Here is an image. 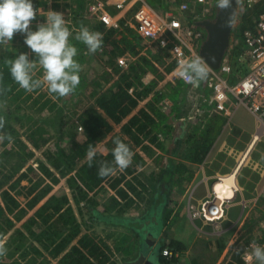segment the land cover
<instances>
[{
    "label": "rangeland",
    "instance_id": "1",
    "mask_svg": "<svg viewBox=\"0 0 264 264\" xmlns=\"http://www.w3.org/2000/svg\"><path fill=\"white\" fill-rule=\"evenodd\" d=\"M41 2L43 5L40 6L33 4L37 11V16L30 25L33 30L44 22L48 10H53L64 15L73 36L83 25L102 33L103 44L99 51L90 54L85 45L72 40L78 48L76 59L82 65L80 84L74 93L54 98L46 87L29 93L14 82L15 88H12L13 91L11 89L8 99L0 102V115L7 116L13 128L9 135L0 131V137H5L0 139V247L5 249V253L0 255V264H65L62 262L63 255L71 246H80L81 238L86 237L99 248L96 256L89 257L86 264L133 263L139 250L146 254L156 253L163 239L167 242L180 240L187 245V249L180 255L179 264H256L248 257L250 245H262L264 242V232L261 229L264 217V138L255 142L250 150L256 136L254 117L243 106L238 108L236 102L229 105V113L216 111L211 101V87L206 88L207 95H203L205 98L201 99L199 93L202 91L196 87L188 89L189 86L183 84L157 45L145 44L142 40L137 42L134 32H125L121 23H124L125 18L130 19L131 14L126 11L121 16L122 10L118 9V5L125 0ZM148 2L155 7L156 2ZM102 10H106L113 18L120 19L119 29L100 25L99 12ZM251 22V18L248 19L237 11L229 52L221 72L223 78L230 82L236 81L240 73L239 70L235 71L237 66L234 48L240 44L236 37ZM16 36L20 40L0 44V48L4 52L9 49L25 52L30 60H34L35 55L23 43V35L18 33ZM130 43L136 47L135 51L126 50V45ZM121 51L123 55L119 54ZM121 56L129 59L127 66L119 65L118 58ZM131 66L135 67L134 71H131ZM42 75L43 71L37 65L35 77L42 78ZM120 82L125 86L131 84L129 92L133 96L145 93L140 98L138 107L123 124L140 110L146 111L157 120L154 130L156 134L153 135H158L160 147L150 144L148 137H144L147 140H142L141 145H135L134 140L122 134L141 160L133 157L132 164L128 167L131 173L126 169H117L99 187L89 190L79 177L86 175L81 168L88 160L76 158L66 163L63 152L69 155L74 144L86 141L80 118L89 109L96 108L99 95L116 89ZM204 84L205 81H202L198 87L203 88ZM123 124L114 126V131L95 148L97 154L102 153V149L106 152L113 149V135L121 132ZM209 125L212 129H221L210 153L201 164L185 161V156L191 150L187 144L188 136L201 138L202 130ZM179 137H184L182 146H179L181 150L178 156H173L172 151L178 147L176 140ZM195 141L202 144L200 139ZM231 151H234V155H231ZM247 153L248 159L245 158ZM238 161L243 166L237 174V189L233 187L237 192L231 200L236 198L239 204L245 202L244 208L229 211L228 203L225 202L221 205L217 218L199 216L203 206L211 205L214 200L213 205L220 203L214 191L215 184L221 182L225 175L235 173ZM58 163H62L63 167L57 169ZM170 164H186L191 171L182 176H174L179 183L171 184L172 190L164 217L156 213L149 216L148 223L143 221L138 226L142 231L141 235L121 222L112 223L114 218L139 220L152 211L159 179ZM122 176V182L114 189L112 186ZM46 189L50 192L48 196L29 209L28 201ZM5 190L16 196L21 204L20 209L8 211L2 198ZM31 191L32 194L28 197ZM64 193L70 202L61 212L62 215H55L49 225H42V218L37 220L42 232L52 226V230L54 228L62 232L63 239L68 238L71 231L64 223L66 220H71V223L74 221L80 233L71 240L72 243L65 252L53 257L51 249L45 248L49 244L48 240H43L42 243L29 237L25 224L30 219L37 218L38 209L52 196L62 197ZM68 207L70 212L67 211ZM161 218L163 228L159 232ZM6 219L12 222L11 228H8ZM144 228H147L145 232L149 230L155 237L151 239L158 244L156 248L151 249L144 242H148L145 232L142 234ZM220 247H223L221 252Z\"/></svg>",
    "mask_w": 264,
    "mask_h": 264
},
{
    "label": "trees",
    "instance_id": "2",
    "mask_svg": "<svg viewBox=\"0 0 264 264\" xmlns=\"http://www.w3.org/2000/svg\"><path fill=\"white\" fill-rule=\"evenodd\" d=\"M33 4H37L38 6L43 5V2L41 0H32ZM253 22V21H252ZM252 22L250 25H252ZM101 26L105 28L103 24L100 23ZM248 26L243 27L242 31L239 35H237L236 39L239 40L240 44L235 46V60H236V70L235 71H241L242 76H244L247 72L246 66H241L238 64V58L243 55L244 48H243V32L247 29ZM126 31L133 32L130 28H123ZM112 34L111 32H109ZM18 33H16L17 35ZM14 35L13 41H16L19 38H16L17 36ZM134 38L137 42H140L141 39L134 35ZM11 42V41H9ZM126 50L135 51L136 47L130 43L129 45H126ZM22 51L19 50H8L4 52L2 48H0V102L8 99L10 93L13 91L15 86H13L14 81L11 78L10 72H9V65L8 61L14 59L18 53ZM229 52V51H228ZM120 55H123V51L119 53ZM118 54V55H119ZM239 65V67H238ZM173 66V65H172ZM175 66V65H174ZM173 66V67H174ZM235 68V67H234ZM135 67L131 66V71H134ZM130 72V71H129ZM208 79V78H207ZM205 80V82L207 81ZM130 85H123L121 82L117 83L116 89L110 91L109 93H102L99 95V97L96 100V108L89 109L81 118L80 123L85 130V136L86 141L83 144H74V148L71 149V153L68 155L65 153V161L66 163H69L71 160H75L78 158L79 160L85 159L87 150L89 145H92L93 147H97L101 142H103L107 136L114 131L115 125L123 124V121L127 119L130 114L138 107L139 100L142 98V95H145V93H138L133 96L132 93L129 92V89L131 88ZM13 88V89H12ZM12 89V91H11ZM201 96V99L207 95V89L206 85L204 84V88L202 92L199 93ZM2 116V115H0ZM4 119V127L0 129V131H4L7 133V135L11 134L13 131L12 125L10 124V120L7 116H2ZM161 117V116H160ZM159 117V118H160ZM186 120V118H184ZM205 119V118H203ZM157 120H154L153 116L148 114L144 110H140L138 114L134 115L129 119V121L122 125L121 132L115 133L113 135V140L116 138H120L125 143H127L131 150L135 152L132 145L129 144L128 141H126L122 134L129 136L130 139L134 140L135 145H141L142 140L149 141L150 144L155 145L156 147H160L158 135H153L154 130L156 128L155 124ZM152 126V127H151ZM152 128V129H151ZM187 128V126H186ZM135 131V134H134ZM221 132V129L218 127L217 129H212L209 125L206 129L202 130V136L201 138H196L195 135L188 136L187 138V144L190 146L191 150H189L188 154L185 156V161L191 162V163H202L206 156L210 153L215 140L219 136ZM156 134V133H154ZM144 137H148L145 139ZM197 139H200L202 141V144L197 143ZM183 139L180 137L176 140V143H179L178 147L175 148L172 151L173 156H178L181 148L179 146H182ZM199 141V140H198ZM100 154H97L94 158L92 165L89 166L88 161L82 166L81 170L86 172V175H79L80 179L83 180L85 183L86 188L89 190H93L94 188L99 187L103 182L108 180L110 177H112V174L117 170H115L111 175L106 177H100L98 175V169L101 166V164L109 163L111 164L113 161L112 157V150L109 152H106V150H100ZM134 159L141 160L140 156L138 154H134ZM132 164V163H131ZM57 169H60L63 167L62 163H58ZM126 171L128 173H131V171L127 168ZM190 169L186 164H170L168 168L163 172L159 179V184L157 185V192L155 195V198L153 199V208L152 211L149 212V214L139 220H133L131 218H122V220H119L118 218H114L112 223L118 224L121 222L122 225H125L131 230H134L136 232H139L138 235H141V232L138 228V226L143 223H148V217L156 214H161V217H164V213L167 211V206L169 202V195L171 194V184L173 182H177L174 179V176L179 174L182 176L183 173H190ZM124 176H122L121 179H118L116 183L112 186L114 189L122 182ZM181 179V178H180ZM181 181V180H179ZM49 190H43L38 196L32 197L28 201V208H34L41 200L45 199L48 194ZM32 194V191L28 194V197ZM3 201L5 202L8 211L12 212L15 210L20 209L21 204L19 200L16 198L15 195H13L10 191L5 190L3 191ZM69 198L67 194H63L62 197L52 196L43 206H41L38 211L36 212L37 218L30 219L25 224V230L28 233L29 237L33 238L35 241L42 242L43 240H48V245L45 246L47 250L51 249L50 253L53 257H58L63 252L67 250V248L71 245L73 238L77 237L80 233V229L77 225H74V221L66 220L64 223L68 227L71 228L70 235L67 238H62V232H59L53 228L52 226L49 227L47 231L42 232L41 224H39V219H43L42 225H49V221L52 220V218L55 215H62V211L69 205ZM70 208H67V211L70 212ZM49 213V214H46ZM46 214L44 217L43 215ZM19 219V218H17ZM38 219V220H37ZM6 223L8 224V228H11L12 222L8 219H6ZM161 223V228L159 232H161L163 226H162V218L159 220ZM111 223V221H110ZM1 227V225H0ZM147 228H144V232ZM149 231V230H148ZM147 231V232H148ZM145 232V234H147ZM20 234H24V232L18 231ZM0 235V239H1ZM146 237V235H145ZM145 243L146 240L144 241ZM160 250V256H161V263L160 264H179L180 262V255L187 249V245L180 240H171L170 242L165 241L163 239ZM167 243H170L166 246ZM259 244V243H256ZM80 246H71V249L62 257V262L65 264H86L89 261V257L96 256L98 253V246L93 244L91 240H88V237L81 238L80 240ZM249 245V244H248ZM169 249L173 256L171 258L163 256V252ZM86 250V252H85ZM223 250V247H220V252ZM152 254L150 256L151 259H155V257ZM175 255V256H174ZM177 255V257H176ZM126 260V258H125ZM127 262V260H126ZM196 264H199L195 262Z\"/></svg>",
    "mask_w": 264,
    "mask_h": 264
},
{
    "label": "built area",
    "instance_id": "3",
    "mask_svg": "<svg viewBox=\"0 0 264 264\" xmlns=\"http://www.w3.org/2000/svg\"><path fill=\"white\" fill-rule=\"evenodd\" d=\"M153 2H156L155 7L148 0H125L123 4H119L118 9L122 10L121 16L126 11L131 14V18H125L121 26L130 28L145 44L157 45L158 49L164 52L169 63L175 65L174 71L179 76L180 65L200 55L207 33L199 23L215 18L218 10L217 0H183L182 2L153 0ZM238 11L253 21L243 34L244 53L238 58L239 65H245L247 72L235 82H230L221 75L223 69L217 72L210 68L205 85L207 89L210 87L212 89L211 101L216 111L229 113V105L236 102L238 108L243 106L254 117L256 136L253 143L255 144L264 138V0H238ZM118 20L120 19L113 18L106 10L99 12V22L106 28L119 29ZM128 62L126 56L118 58L121 67L127 66ZM179 78L183 84L194 89L183 78L180 76ZM233 152L231 151V155H234ZM238 162L236 168L240 169L243 163ZM221 205L223 206V203L205 205L201 208L199 216L217 218ZM261 229L264 231V217L261 221ZM164 255L169 257L173 256V253L166 249Z\"/></svg>",
    "mask_w": 264,
    "mask_h": 264
},
{
    "label": "clouds",
    "instance_id": "4",
    "mask_svg": "<svg viewBox=\"0 0 264 264\" xmlns=\"http://www.w3.org/2000/svg\"><path fill=\"white\" fill-rule=\"evenodd\" d=\"M231 6L232 0H217L216 7L218 9H228ZM36 16L37 11L32 0H0V44L12 42L14 34L20 33L24 37V45L35 55V59L30 60L27 53L20 52L14 59L8 61L11 78L21 89L29 93L46 87L48 93L54 98L68 96L78 88L82 71V65L76 59L78 48L72 40L85 45L88 53L95 54L102 47L103 35L82 25L73 36L64 15L53 10H48L44 22L38 24L33 30L30 25ZM231 23L232 16L230 15L226 24L231 27ZM242 42L244 48V41ZM37 65L43 71L42 78L35 77ZM222 68L223 65L219 69L220 71H214L221 72ZM209 73V64L203 57L196 55L180 65L179 76L193 87H198L202 81L208 78ZM238 74L239 77H242L241 71ZM3 127L4 119L0 116V129ZM4 138L0 137V139ZM113 143V161L111 164H101L98 169L100 177L109 176L116 169L123 171L132 163L134 152L130 146L120 138L114 139ZM96 155L95 147L89 145L86 154L89 166L92 165ZM240 169L236 168V170ZM233 191H235L233 195L236 194L235 188ZM214 203L215 200L211 205ZM4 253L5 249L0 247V255ZM163 256H165L164 252ZM248 258L254 260L256 264H264V245L253 244ZM151 260L155 264V259Z\"/></svg>",
    "mask_w": 264,
    "mask_h": 264
},
{
    "label": "water",
    "instance_id": "5",
    "mask_svg": "<svg viewBox=\"0 0 264 264\" xmlns=\"http://www.w3.org/2000/svg\"><path fill=\"white\" fill-rule=\"evenodd\" d=\"M237 11L238 0H232V6L228 9H218L213 20H205L199 23V26L203 27L207 33V38L200 50V56L203 57L213 70H219L226 59ZM230 15L232 16V23L231 27H228L226 20ZM151 255H149L147 261L143 256V263L154 264L150 258Z\"/></svg>",
    "mask_w": 264,
    "mask_h": 264
},
{
    "label": "bare ground",
    "instance_id": "6",
    "mask_svg": "<svg viewBox=\"0 0 264 264\" xmlns=\"http://www.w3.org/2000/svg\"><path fill=\"white\" fill-rule=\"evenodd\" d=\"M233 187L237 188L236 178L234 175L226 176L222 178L221 182L215 184V192L218 194V199L221 201H227L233 198ZM222 203V202H220Z\"/></svg>",
    "mask_w": 264,
    "mask_h": 264
},
{
    "label": "flooded vegetation",
    "instance_id": "7",
    "mask_svg": "<svg viewBox=\"0 0 264 264\" xmlns=\"http://www.w3.org/2000/svg\"><path fill=\"white\" fill-rule=\"evenodd\" d=\"M153 235L151 233H147L146 234V237L148 238V245L151 246V249H154L158 246V244L155 242V240H152L151 238H155L154 236L152 237ZM160 250H161V246L158 247L157 249V252L156 253H150V254H154L153 256L155 257V262L157 263H161V256H160ZM150 254H146V253H143L142 251L139 250L138 252V255L136 256L137 258H132V262L133 264H146V262L143 263V260H142V257L144 256L146 261L148 260L149 258V255ZM142 260V261H141ZM128 264V263H127Z\"/></svg>",
    "mask_w": 264,
    "mask_h": 264
},
{
    "label": "crops",
    "instance_id": "8",
    "mask_svg": "<svg viewBox=\"0 0 264 264\" xmlns=\"http://www.w3.org/2000/svg\"><path fill=\"white\" fill-rule=\"evenodd\" d=\"M200 85H201V83H200ZM204 88V87H203ZM203 88L202 87H196V89H199V90H203ZM188 89H191L190 87H188ZM184 125L185 124H183V130H185V127H184ZM180 138V137H179ZM181 138H184V137H181ZM182 142V141H181ZM254 146V143H252V146H251V148ZM250 148V149H251ZM245 158L246 159H248L249 158V154L247 153L246 154V156H245ZM240 170H236V172L235 173H232V174H228V175H225V176H229V175H234L235 176V178H236V180H237V174H238V172H239ZM263 176H264V170H263ZM223 177V176H222ZM237 189V188H236ZM214 191H215V189H214ZM235 195V194H234ZM234 197V196H233ZM219 200V199H218ZM219 202H220V200H219ZM224 202V201H223ZM226 203H228V205H227V208L229 207V211H235V209L236 208H239V207H242V208H244V206H245V202L243 203V204H239L238 202H236V198H234L233 200H231V199H229V200H227V201H225ZM224 202V203H225ZM264 232V231H263ZM262 245H264V242H263V244ZM250 247V246H249ZM155 264H159V263H157V262H155Z\"/></svg>",
    "mask_w": 264,
    "mask_h": 264
}]
</instances>
